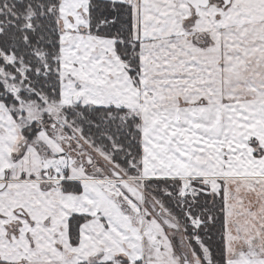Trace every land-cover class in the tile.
Instances as JSON below:
<instances>
[{
	"label": "snow or ice",
	"instance_id": "snow-or-ice-1",
	"mask_svg": "<svg viewBox=\"0 0 264 264\" xmlns=\"http://www.w3.org/2000/svg\"><path fill=\"white\" fill-rule=\"evenodd\" d=\"M0 264H264V0H0Z\"/></svg>",
	"mask_w": 264,
	"mask_h": 264
}]
</instances>
